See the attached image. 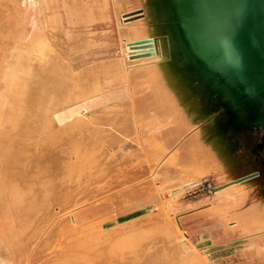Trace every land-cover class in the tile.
<instances>
[{"label":"rangeland","instance_id":"rangeland-1","mask_svg":"<svg viewBox=\"0 0 264 264\" xmlns=\"http://www.w3.org/2000/svg\"><path fill=\"white\" fill-rule=\"evenodd\" d=\"M147 12L144 0H0V242L15 263L264 264L262 234H239L233 193L225 214L211 211L217 189L248 174L259 173L252 192L264 197V148L257 154L258 136L234 131L170 50L198 107L187 125L176 122L167 97L181 89L158 86L128 48L147 38L132 35L151 26ZM193 163H217L226 181L195 176ZM158 204L166 217L115 231L157 216ZM179 213L180 229L165 231L163 219Z\"/></svg>","mask_w":264,"mask_h":264},{"label":"water","instance_id":"water-1","mask_svg":"<svg viewBox=\"0 0 264 264\" xmlns=\"http://www.w3.org/2000/svg\"><path fill=\"white\" fill-rule=\"evenodd\" d=\"M154 2L180 71L225 109L234 131L264 132V0Z\"/></svg>","mask_w":264,"mask_h":264},{"label":"bare ground","instance_id":"bare-ground-1","mask_svg":"<svg viewBox=\"0 0 264 264\" xmlns=\"http://www.w3.org/2000/svg\"><path fill=\"white\" fill-rule=\"evenodd\" d=\"M144 1L148 9L146 20L148 21L149 19L151 21V26L146 28V27L140 26V23H138L139 26L133 29L132 35L135 37L145 36L147 38L144 40H141L140 42H135V43L128 45V48L132 49V51H135L134 52L135 57H137V59L139 60L137 62H139L140 64L139 69L146 72L150 76V78H152L154 81L157 80L156 82L158 83V86L165 88V84H163V82H168L170 86L169 87L167 86V88L171 95L174 94L177 90L181 89L182 92H181V96L179 100L173 101L172 98L168 96L167 101L171 103L172 107L176 110V114H178V116L176 117V122H178L180 125L182 123L185 124L186 121L187 120L189 121L191 117L192 118L193 116L197 117L196 114L192 113V112H195V113L197 112V109H198L197 100L194 94L192 93V91L190 90V88L183 86L181 82L182 72L173 69L171 67L172 60L166 57L167 52L169 53V48H170L169 42L164 41V40H158L159 35L161 34V29H162L161 26L159 25L161 16L158 14V12L155 9L154 0H144ZM148 47H151V48H148ZM47 51L49 53V49ZM35 52L37 54L36 56L40 60V57H39L40 53H39L38 46ZM165 79H167V81H165ZM161 84L163 85L161 86ZM211 126L213 127V125ZM199 144L200 143L197 142L195 139V141H193L192 147L198 148L200 147ZM210 145H212V147H214L215 149L217 148V150L218 149L221 150L223 148V140L221 139V137L217 136L215 140L212 142V144ZM214 148L213 150H215ZM219 150L217 152L218 157L220 154ZM193 167L194 168H192L191 173H193L197 177L204 178L205 174L214 173L218 182L226 181V176L222 173V170L218 167L217 163L213 164V166H210V167L207 166L206 163L205 165L203 164L199 167L195 166V164L193 163ZM193 174L190 175L191 179H193L194 177ZM13 181H15L14 178L12 182ZM13 184H15V182ZM231 190H233L234 192ZM216 193L218 194V199L215 203V206H213V208L211 209V211L216 210L219 212V214L220 213L225 214L222 206L225 203V201H227V197H229L232 193L235 196L234 197L235 201L237 202L241 201L244 195V192H238L237 183H232L231 181L230 182L227 181V184H225V186H221L220 188H218ZM237 202H235L236 203L235 207L239 206ZM159 206L160 205L158 204L157 207H158V210H160V212H158L157 216L151 213L139 215L133 218L131 221H129L128 224L117 225L115 227V229L117 228L115 231L121 229L123 231H127L128 233L132 234L137 231H140L143 228L141 226L143 221L144 222L146 221L147 223V221L150 222V221L157 220V218L160 216L166 217L167 216L166 212H163V210ZM234 216L239 222V217H240L239 211L236 210ZM163 220H164L163 222L165 223V228H164L165 231L167 229L171 230L170 226L172 224H174V228L176 229V231H178L181 227V214L180 213L176 214L172 219L164 218ZM2 243L0 242V264H17L15 263L14 259L11 257V252L9 254V252L6 250L5 246H3ZM140 262L141 260H139L138 257L134 258V256H132L131 260H129L128 263L129 264H138V263L140 264ZM121 263L125 264V261H122ZM165 264H169V263L165 262Z\"/></svg>","mask_w":264,"mask_h":264},{"label":"crops","instance_id":"crops-1","mask_svg":"<svg viewBox=\"0 0 264 264\" xmlns=\"http://www.w3.org/2000/svg\"><path fill=\"white\" fill-rule=\"evenodd\" d=\"M233 179L231 181H233ZM256 180L257 177H254L251 180L237 184L238 192H244L241 204L242 201L246 202L243 211L242 206L239 203L238 211L240 213V217L239 222H236L238 223L239 234L242 236H248L252 231H259V233L262 234V239H260L261 241H259V243L256 245V255L260 256L264 261V197L261 198V200L258 202L256 201L255 196L253 195L252 190L254 191V189L252 187L255 185ZM224 205L225 203L223 204V206ZM259 207L262 208V210H260ZM256 211H259V219H256L254 217ZM247 216H250L249 221L246 220Z\"/></svg>","mask_w":264,"mask_h":264},{"label":"flooded vegetation","instance_id":"flooded-vegetation-1","mask_svg":"<svg viewBox=\"0 0 264 264\" xmlns=\"http://www.w3.org/2000/svg\"><path fill=\"white\" fill-rule=\"evenodd\" d=\"M249 133H252L254 136H258V139L255 140V152L259 154L261 151H263L264 148V132L259 129H253L248 131Z\"/></svg>","mask_w":264,"mask_h":264}]
</instances>
